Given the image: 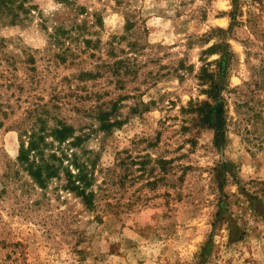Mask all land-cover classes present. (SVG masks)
<instances>
[{
  "label": "rangeland",
  "instance_id": "obj_1",
  "mask_svg": "<svg viewBox=\"0 0 264 264\" xmlns=\"http://www.w3.org/2000/svg\"><path fill=\"white\" fill-rule=\"evenodd\" d=\"M224 53L215 144V118L190 107L214 104L198 74ZM42 110L81 137L93 209L16 162ZM102 112L121 125L102 131ZM0 264H264V0H16L0 14Z\"/></svg>",
  "mask_w": 264,
  "mask_h": 264
},
{
  "label": "trees",
  "instance_id": "obj_2",
  "mask_svg": "<svg viewBox=\"0 0 264 264\" xmlns=\"http://www.w3.org/2000/svg\"><path fill=\"white\" fill-rule=\"evenodd\" d=\"M15 1L0 0V14L12 13V4ZM229 59L230 54L224 53L215 71L208 68L209 63H204L200 68L198 80L201 85L207 86L202 91L214 104L203 101L190 105V109L200 117L199 121L204 123L211 115L215 118V126L218 128L214 134L215 144L223 137V108L220 103L216 102L220 87L214 79L216 76L224 75ZM41 112L34 115L29 129L19 132L16 162L41 189L46 188L51 179H60L62 176L64 178L62 188L75 193L86 207L93 209L95 193L91 187L94 164L89 159L80 160L76 153V149L81 146V137L75 135V129L63 121L56 120L53 125H48L46 117L48 111L42 110ZM107 116L105 112L97 116L99 128L102 131H109L121 125L118 122H110Z\"/></svg>",
  "mask_w": 264,
  "mask_h": 264
}]
</instances>
